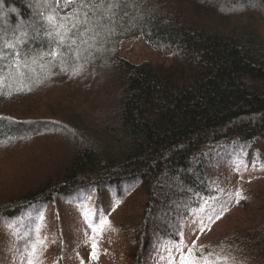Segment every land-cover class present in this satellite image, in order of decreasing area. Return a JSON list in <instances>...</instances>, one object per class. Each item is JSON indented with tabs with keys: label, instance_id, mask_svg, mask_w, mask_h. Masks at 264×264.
I'll return each mask as SVG.
<instances>
[{
	"label": "trees",
	"instance_id": "1",
	"mask_svg": "<svg viewBox=\"0 0 264 264\" xmlns=\"http://www.w3.org/2000/svg\"><path fill=\"white\" fill-rule=\"evenodd\" d=\"M110 2L85 0L107 27L93 46H73L78 59L65 47L53 61L39 56L54 0H0V47L38 57L22 85L5 68L0 88V264L36 238L26 228L41 225L38 212L92 197V223L137 204L117 226L130 264L167 260L203 211L229 225L197 250L264 264V184L233 183L239 164L264 167V0ZM130 42L150 50L133 56Z\"/></svg>",
	"mask_w": 264,
	"mask_h": 264
},
{
	"label": "rangeland",
	"instance_id": "2",
	"mask_svg": "<svg viewBox=\"0 0 264 264\" xmlns=\"http://www.w3.org/2000/svg\"><path fill=\"white\" fill-rule=\"evenodd\" d=\"M146 46L139 42H130L125 45V49L133 56H141L143 48L144 51L149 52L150 48ZM239 165L240 167L237 168L238 171L233 179L235 188L238 185L241 186L242 183L252 186L264 184V167L249 168L245 162ZM4 188L0 187V192ZM94 204L95 198L92 197L86 200L84 207L79 208L70 205L65 208L62 207L61 214L58 213L59 215L56 216L52 211L53 208L48 210L44 215V220L40 225L41 230L38 234L44 240L42 249L43 264H81V260L84 264H130L126 257L122 256L123 238L117 226L121 220L127 218L128 214L135 212L137 204L132 200L127 210L124 206L117 204L103 211L102 214L110 222L111 227L106 228L101 235L97 236L100 254L99 259L93 261L89 253L92 251L91 237L95 234L92 233L89 224L92 223L90 219L94 217V214L89 212L85 216L84 213L89 209L94 210ZM226 215L225 212H219L215 216L213 213L199 212L197 218L186 223L183 234L184 244L189 247L193 244L195 247L211 245L227 229L229 223ZM2 238L5 241H11L9 236L5 237L3 235ZM65 239L68 248L62 253V245ZM185 251H187V248H185ZM2 255H4V252H2ZM172 255L176 257V264H178V253L174 252ZM210 259L215 261L217 257H210ZM17 261L11 256L5 264H16ZM161 264H169V259L162 261Z\"/></svg>",
	"mask_w": 264,
	"mask_h": 264
},
{
	"label": "snow or ice",
	"instance_id": "3",
	"mask_svg": "<svg viewBox=\"0 0 264 264\" xmlns=\"http://www.w3.org/2000/svg\"><path fill=\"white\" fill-rule=\"evenodd\" d=\"M72 7L70 13L61 15L60 9ZM103 7L104 5H100ZM107 7L117 8L119 3L117 0H112ZM85 0H54L53 10L48 15L42 17L41 28L44 25H47L45 29V35L49 38V42L45 47L47 48L46 52L40 54L39 58L42 59L44 55L52 57L53 61L57 58L62 57L61 48L71 49L70 54H74L78 59L82 55L80 47L73 46L88 45L89 47L93 46V43L100 38V31L107 27L102 23L101 20L92 22L89 19L88 11H85ZM111 31V29L109 30ZM91 33V35H89ZM55 35V39H53ZM17 43L23 44L24 41H17ZM4 49H9L7 53L4 52ZM86 51V49H85ZM8 59V63H0V88H3L5 85V76L4 69L7 68L9 74L15 70V79H17L21 85L23 84L24 79H26L31 72H34L36 69L30 68L29 65H35L37 62V56H30L28 50L25 48H17L14 43H4L0 47V61H5ZM44 66L41 65V68ZM62 70H65L62 68ZM30 90V89H29ZM236 196L240 197V193H236ZM243 198V197H240ZM92 212L95 214L94 210L89 209L85 211V216ZM36 219L39 221L44 220L43 214L38 212ZM33 227L26 230L31 234L35 233V239H29V241L24 245L23 250L20 252L21 258L16 262V264H43L42 261V249L44 245V240L39 237V232L41 230L40 225H35L33 221ZM89 227L92 230V233L95 235L91 237V248L92 251L89 253L91 259L96 261L99 259L98 251V239L97 236L101 235L106 228H110V222L103 216V214L97 215V219L94 223L89 224ZM16 234V233H13ZM181 236V241L177 244L172 243V248H175L176 253H178V264H228L227 257H219L215 261L211 260L210 257L214 254L208 252L205 254L203 248L197 250L193 244L191 247L184 244L183 234L179 233ZM172 248H168V259L169 264H176V257L172 255ZM187 248V251H185ZM19 251V250H18ZM199 251V255H197ZM159 249H157V253ZM81 264H84L81 260Z\"/></svg>",
	"mask_w": 264,
	"mask_h": 264
}]
</instances>
